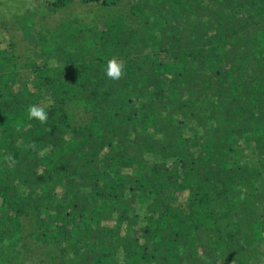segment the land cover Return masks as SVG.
I'll return each mask as SVG.
<instances>
[{
	"label": "trees",
	"instance_id": "16d2710c",
	"mask_svg": "<svg viewBox=\"0 0 264 264\" xmlns=\"http://www.w3.org/2000/svg\"><path fill=\"white\" fill-rule=\"evenodd\" d=\"M35 1L0 46V264H264V0Z\"/></svg>",
	"mask_w": 264,
	"mask_h": 264
},
{
	"label": "rangeland",
	"instance_id": "374dc122",
	"mask_svg": "<svg viewBox=\"0 0 264 264\" xmlns=\"http://www.w3.org/2000/svg\"><path fill=\"white\" fill-rule=\"evenodd\" d=\"M29 2V0H0V46L6 44L7 41H9V39L14 42V44H16L17 42H19V46L17 47L19 50L23 51H27L28 47H29V43H30V37H26V33H24L25 31H29L30 30V26L28 23L23 24L25 22H23L22 20V16H23V11H22V7L25 3ZM33 2L35 3L34 5L37 4V2L35 0H33ZM151 5V0H146L145 1V6L150 7ZM30 6L32 7V3L30 4ZM104 12L102 11L101 14H103ZM95 14V13H94ZM65 15V16H64ZM64 15H59L58 16V21L60 20H65V19H70L71 15L69 14H64ZM55 18V17H54ZM55 20L57 21V18L52 19L51 21H49V23H46V25H52L55 23ZM37 18L32 19V23L34 24V27H38L40 26V28L42 27V22L41 20L36 22ZM36 22V23H35ZM25 25V26H24ZM32 25V24H31ZM75 27V26H74ZM118 30L122 31L121 34L126 30L123 26H118ZM78 30V29H77ZM76 29L74 30L75 32L77 31ZM30 35L32 33V31H29ZM69 33V32H68ZM73 33V32H70ZM120 34V36H118L119 38H115L114 40V45H113V50L115 52H117V54L120 53V47H121V41L120 39H124V36L122 37V35ZM121 37V38H120ZM70 38V36H69ZM140 43L143 42V39L139 38ZM156 91H159L158 88L156 89ZM194 91V88L191 89V92ZM77 118H79V115H76ZM168 121H164L163 123V127L161 126V128H163L167 134L170 135L169 138H165L162 141H160V146L158 147L160 149V147H167V146H172L176 140V138L179 135V131L180 129L178 127L172 126L168 124ZM165 125V127H164ZM160 128V125H159ZM156 148V151H159V149ZM208 245H206L207 248Z\"/></svg>",
	"mask_w": 264,
	"mask_h": 264
},
{
	"label": "clouds",
	"instance_id": "9594fccd",
	"mask_svg": "<svg viewBox=\"0 0 264 264\" xmlns=\"http://www.w3.org/2000/svg\"><path fill=\"white\" fill-rule=\"evenodd\" d=\"M124 64L123 62L117 61L116 58H112L108 61L105 75L108 79L119 80L124 75ZM29 119H38L41 124H45L48 119L47 112L36 105L30 106L27 109Z\"/></svg>",
	"mask_w": 264,
	"mask_h": 264
}]
</instances>
